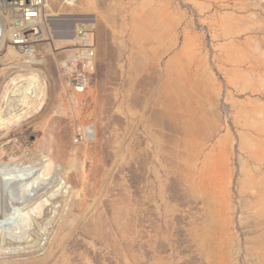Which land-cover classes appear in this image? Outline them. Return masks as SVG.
I'll return each mask as SVG.
<instances>
[{"label": "rangeland", "instance_id": "rangeland-1", "mask_svg": "<svg viewBox=\"0 0 264 264\" xmlns=\"http://www.w3.org/2000/svg\"><path fill=\"white\" fill-rule=\"evenodd\" d=\"M41 11L44 30L21 42L41 61L46 105L1 129L0 146L10 162L55 160L87 209L63 233L61 209L54 257L29 248L0 264H264V0H49ZM81 24L94 54L77 88L61 63ZM4 41L0 101L25 54Z\"/></svg>", "mask_w": 264, "mask_h": 264}, {"label": "bare ground", "instance_id": "bare-ground-1", "mask_svg": "<svg viewBox=\"0 0 264 264\" xmlns=\"http://www.w3.org/2000/svg\"><path fill=\"white\" fill-rule=\"evenodd\" d=\"M48 1L38 0L34 3V0H0V58L6 56L7 52L4 51L7 44L4 40L15 36L20 42L25 41L23 36L26 35L21 36V33L36 31V26L44 30L38 25L41 18L39 22L34 21L37 19L34 11L39 10L34 7ZM24 7L30 8L26 11L34 13L28 15L31 16L30 18H26ZM27 44V42L18 44L25 54L21 57L16 55L15 59L20 60L22 64L18 62L20 65L13 67L17 70L11 77L8 76L9 79L3 91L0 101V130L9 126L11 128L20 126L35 114L43 111L46 105V79L42 70L33 67L41 61L31 54L33 53L32 46ZM27 47L30 49L27 51L31 53L27 54ZM10 67L0 69V78L8 73ZM0 144L4 146V139H0ZM3 146H0V252L8 255L9 258L29 248H34L33 253L44 254L47 250L45 246L49 241V232L54 227V222L61 209L68 207L67 217L60 228L63 233L66 227L75 226L71 219L72 216L75 217L76 212H86L87 201L82 200L79 204L72 201L76 192L65 178L64 169L55 160L47 165L45 170L41 166L45 162L43 157L27 160L15 159L10 162L6 159ZM69 167H75V170H78V163L75 159L71 160ZM40 180H48L49 184L46 187L42 186L44 189H38ZM9 206L14 211L10 221L4 218ZM59 238H61L60 235L57 241ZM59 246L58 241L57 247ZM55 254L54 249H51L45 253L44 258L48 260Z\"/></svg>", "mask_w": 264, "mask_h": 264}, {"label": "built area", "instance_id": "built-area-1", "mask_svg": "<svg viewBox=\"0 0 264 264\" xmlns=\"http://www.w3.org/2000/svg\"><path fill=\"white\" fill-rule=\"evenodd\" d=\"M38 2V0H34ZM76 0H65L67 4H72ZM43 5V4H42ZM42 5H36L34 8H38L39 10L34 11H26L30 8L25 9L26 18H30L31 14L38 15L41 17V6ZM38 14V15H37ZM34 19V18H33ZM93 30L89 27V25L81 24L76 28V44L73 49V51L62 61L61 67L62 69L66 70L68 74L72 75L73 80L75 81V84L77 88H83L85 83L84 79L81 75L82 72V66L92 59V56L94 54V36H93ZM28 48V47H27Z\"/></svg>", "mask_w": 264, "mask_h": 264}]
</instances>
